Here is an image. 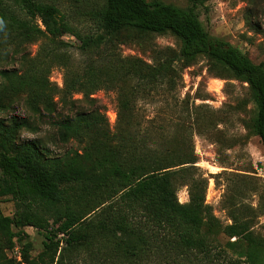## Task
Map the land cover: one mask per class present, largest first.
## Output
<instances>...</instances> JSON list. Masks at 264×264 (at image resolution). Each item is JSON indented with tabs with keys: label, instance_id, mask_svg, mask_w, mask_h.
<instances>
[{
	"label": "trees",
	"instance_id": "obj_1",
	"mask_svg": "<svg viewBox=\"0 0 264 264\" xmlns=\"http://www.w3.org/2000/svg\"><path fill=\"white\" fill-rule=\"evenodd\" d=\"M206 1L102 0L91 13L96 31L82 35L56 0H0V61H16L0 69V110L23 96L43 119L61 103L69 112L55 121L57 137L82 146L55 153L42 139L20 138L23 129L37 130L31 116L0 117V199L15 205L10 215L0 212V264H264L253 208L233 205L231 222L223 223L206 203L208 182L196 175L193 146L169 149L156 138L166 128L138 105L161 86L175 88L183 68L205 56L215 74L247 83L250 128L264 148V61L207 30L197 11ZM249 3L248 21L259 29L253 18L264 0ZM167 33L180 47L154 63L104 52L120 36ZM67 34L73 37L66 40ZM73 45L92 58L75 64ZM57 66L64 70L62 86L50 77ZM100 89L117 93L113 129L92 96ZM179 185L189 187L187 202L179 201ZM28 226L44 238L35 257ZM14 237L22 245L20 262L3 256Z\"/></svg>",
	"mask_w": 264,
	"mask_h": 264
},
{
	"label": "rangeland",
	"instance_id": "obj_2",
	"mask_svg": "<svg viewBox=\"0 0 264 264\" xmlns=\"http://www.w3.org/2000/svg\"><path fill=\"white\" fill-rule=\"evenodd\" d=\"M164 1L180 6L190 3V0ZM56 2L77 32L85 35L96 31L91 13L102 0ZM249 8V0H208L204 5H199L197 11L212 35L224 38L247 53L253 61L261 62L264 61V8L254 13L253 19L260 23L259 29L248 21ZM72 37L71 34L64 36L66 40ZM179 47L180 41L171 33L148 34L140 38L120 36L114 41L112 49L107 51L104 47V52L119 53L122 57H139L154 63L161 56H169V48L176 52ZM37 48L38 43L28 46L31 54ZM69 51L75 64L92 58L77 45L71 46ZM93 56L98 57L96 54ZM15 64V60H3L0 61V69ZM63 72V68L57 66L50 76L59 86L63 85ZM166 89V86H161L147 99L138 102L148 117L155 118L157 126L166 128L156 138L164 140L165 145L174 152H184L193 146L198 158L195 163L198 168L196 175L203 174L208 182L206 203L213 207L223 223L231 222L229 207H252L255 230L264 235V148L260 137L250 128L254 105L247 83L215 74L210 69L207 57L199 56L193 64L183 68L176 87ZM92 96L98 100L113 129L117 120L116 91L100 89ZM74 98L81 99L82 94L77 93ZM14 101L10 109L0 110V117L8 118L13 114L31 116L38 126L36 131L23 129L21 139H42L51 150L61 154L82 148L77 140L61 142L57 137L55 121L59 115L69 112L68 107L58 103L57 111L51 118L40 119L25 106L23 96ZM181 123H184L183 126H180ZM185 138L188 140L186 143ZM178 198L181 202L189 200L188 185H179ZM14 207L11 198L0 199L1 213L10 215ZM25 230L33 243L31 255L35 257L43 249V235L31 226ZM13 242L12 247L4 248V260L20 262L22 245L16 237Z\"/></svg>",
	"mask_w": 264,
	"mask_h": 264
}]
</instances>
